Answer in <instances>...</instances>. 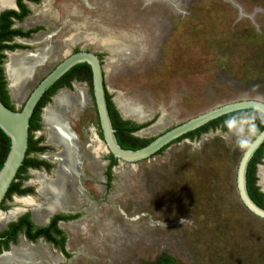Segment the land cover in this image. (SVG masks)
Instances as JSON below:
<instances>
[{
  "label": "rangeland",
  "instance_id": "obj_1",
  "mask_svg": "<svg viewBox=\"0 0 264 264\" xmlns=\"http://www.w3.org/2000/svg\"><path fill=\"white\" fill-rule=\"evenodd\" d=\"M85 1L78 11L80 24L85 35L98 37V43L82 41V49L102 56L115 108L136 110V118H128L147 125L134 138L154 140L226 103L264 102V0ZM107 39L122 51L111 55L102 45ZM60 60L39 70L19 101L8 95L13 110L21 109ZM77 88L83 90L85 103L72 110L66 122L79 148L77 181L72 178L78 183L72 205L79 203V225L60 229L66 236V255L42 241L28 244L23 236L6 252L22 245L43 246L50 256L39 252L34 264H155L161 254L173 257L176 264H264V220L243 207L235 185L241 155L254 138L244 120L184 138L134 164L116 162L106 185L103 158L108 155L88 151L94 140L102 147L88 87L75 83L61 93L75 96ZM55 97L44 108L53 107ZM40 126L33 138L58 150L57 155L61 149L50 145L41 120ZM258 166L264 188V157ZM69 190L71 199L72 187ZM36 197L41 204L38 193ZM15 207L7 199L1 213ZM30 211L21 214L32 217ZM46 219L34 225H44Z\"/></svg>",
  "mask_w": 264,
  "mask_h": 264
},
{
  "label": "flooded vegetation",
  "instance_id": "obj_2",
  "mask_svg": "<svg viewBox=\"0 0 264 264\" xmlns=\"http://www.w3.org/2000/svg\"><path fill=\"white\" fill-rule=\"evenodd\" d=\"M82 2L84 5L87 4L85 0H0V70H1L0 71V84L3 83V90L6 91L8 95L9 93H8V90L6 89L7 83L9 84V81H7L8 80L7 66L9 64L10 56L21 54V55H26L30 57H35V55L39 53L40 51L49 49L48 55L46 56V58L43 59L40 63H37L36 67L38 68V71L43 70L45 69L46 65H49L52 61H55L57 57H62V60H60L58 64L53 66L52 70H54L59 64H61L64 61V59L67 56H70L72 54L85 50V49H82V41L84 42L87 41V43H89L90 41V43L92 44L98 43L97 41L98 37L93 36V35H90L91 38L89 39L79 38L74 41H72L71 39V37H73L74 35L87 34L83 32L84 31L83 29H85L84 23L80 24L81 20H79L81 19V15L78 11H79V7L81 6ZM85 51L95 53L99 57L101 64H102L103 62V60L101 59L102 56H100L98 53L94 51H90V50H85ZM52 70H49L48 72L50 73ZM47 75H45L42 79H44ZM75 76L69 75L65 77L64 80L61 82L62 84L61 87H58L56 92L51 96L50 100H52L54 96L57 97L62 91L70 90L72 88V85L75 83L77 84L85 83V81H80ZM68 81L71 85L70 89L65 86ZM85 84L87 85V83ZM75 87H78V86H74V88ZM90 96L92 100V94H90ZM43 109L44 107L40 109L41 113H39V120H41V124H42L43 113L45 110ZM108 114H109V111H108ZM243 120L247 123V127H248V120L246 119H240L237 122L243 121ZM39 125H40V121H39ZM40 128L32 129V131L30 132L31 136L34 133L38 132ZM135 133H133L132 135H134ZM98 138L101 143V141L103 140L101 132H99ZM31 141H32V144L28 143L24 161L16 177L17 179L16 180L14 179L13 184L15 186L12 188L10 199L13 201L14 206H17L14 209H21L22 210L21 213L29 209L31 210L30 213L32 212V217L28 213H25V214L20 213L19 215L16 216L17 218L15 217L16 219L14 218L15 220L11 222L10 224H17L19 223V220L21 218L26 217V216H28L29 220L33 224L34 223L40 224L41 221L45 217L49 216V215H46L42 217V219H39V221H36L34 218V214H33L34 208L43 204V199H42L41 204L36 203L37 202L36 193H38L36 192V187H37L36 180L39 175L44 176L45 178H48L51 172L54 171L53 165L56 164L57 167H56V170L54 171L53 177L48 178V179L54 178L53 180H55V174L58 171L57 169H59L58 167L59 161L55 159V156H57L60 153L59 152L56 155V153L58 152L57 149H59L60 147L59 148L56 147V150H57L56 152V151L50 150V148L46 146L44 144V141L39 137L33 138L32 136ZM50 145H54V144L51 143ZM76 151L78 152L77 148H76ZM52 157H54V159ZM77 157L78 159L76 163V168L78 167V164H79V154L77 155ZM103 161L106 162L105 178H106V185H107L109 183L108 181L109 155L106 158H103ZM75 169L73 171H75ZM77 170L74 172L76 181H77V178H76ZM66 177H67V193H68V203L69 204L63 205V207L53 212L54 214L50 216L48 219H46V221L44 222V225L37 226L39 228H49L50 233L53 235V237H55L58 240L60 239V237L55 235L53 229L56 228L60 230V229H63L62 226H65L64 229L67 226V229H68V226L70 224H75V226L77 224L79 225L78 220L81 217L79 211L76 210L79 206V203L77 204L74 203L75 207L72 205L73 201L76 199V197H78L76 195L77 194L76 186H78V183H76L74 179L70 178L69 172L67 173ZM256 177H257V171H256ZM259 179H260L259 184L261 186V189H264L261 184L260 175H259ZM32 181L34 184L31 183ZM256 186L259 188L258 181L256 183ZM70 187H72L71 199H70L71 190H69ZM261 189H259L260 192H262ZM37 191H38V187H37ZM6 200L7 199H5V201ZM5 201L3 200V202ZM21 201H28L30 205L23 206L20 204ZM1 210L2 208H0V212ZM58 217L59 219H57ZM10 224H8L3 231H8L9 230L8 226ZM60 231L65 236L64 232L62 230ZM19 236H23L25 239V242L28 244H35L38 241H42L48 246H50L53 250H57L60 253H62L60 248L54 242L48 241L44 236H40L35 241H32L30 239H27V237L22 232H20L18 233L17 239L15 242L9 241L7 243H4L7 240V237H0L1 239L0 242H2L0 244V254L3 252H6L10 246H16ZM65 245H66V236H65ZM34 248H38V247L35 246ZM23 261H30V260L23 259ZM31 262L32 264L35 263V261H30V263ZM36 264L38 263L36 262Z\"/></svg>",
  "mask_w": 264,
  "mask_h": 264
},
{
  "label": "water",
  "instance_id": "obj_3",
  "mask_svg": "<svg viewBox=\"0 0 264 264\" xmlns=\"http://www.w3.org/2000/svg\"><path fill=\"white\" fill-rule=\"evenodd\" d=\"M79 64H87L90 68L92 102L96 110L99 128L102 134L103 140L101 141V144L105 148L106 154L112 156V158L118 163L134 164L145 160L150 156L156 154L164 146L177 140L178 138L201 128L202 126L208 124L213 120H216L225 115H229L231 113L254 110L261 113L264 117V102L262 100L243 99L234 101L214 107L213 109H210L203 114H200L184 122L183 124L174 127L173 129L158 136L141 149L134 151L124 150L117 143L115 130L112 127L111 120L108 114L105 97L107 92V88L105 85V72L101 61L95 53L83 50L67 56L61 64H59L44 79H42L30 92L20 110H10L0 101V131L10 140L8 154L0 169V205L2 204L10 185L14 181L16 174L24 161L28 146L29 120L37 103L39 102L43 94L58 79H60L72 67ZM37 71V67L32 68L30 77L23 84L24 87H26L34 79ZM6 89L9 92L8 83ZM116 110L124 121H131L136 123L137 125L141 124V122H135L134 120L124 117L118 110L117 106ZM263 144L264 129L250 141L248 146L243 151L236 170L235 185L238 198L243 207L252 215L264 220V210L258 207L251 200L246 188V173L248 163L250 162L254 153ZM76 148L79 149L78 147ZM259 170L260 167L258 166L257 178H259ZM261 191L264 193V189H261ZM50 216H47V218H49ZM6 253L8 252H3L0 254V256Z\"/></svg>",
  "mask_w": 264,
  "mask_h": 264
},
{
  "label": "bare ground",
  "instance_id": "obj_4",
  "mask_svg": "<svg viewBox=\"0 0 264 264\" xmlns=\"http://www.w3.org/2000/svg\"><path fill=\"white\" fill-rule=\"evenodd\" d=\"M79 38L89 39L91 38V36L79 34L71 37L72 41ZM102 45L103 48L105 50H108L111 55H114L112 52L116 51L117 53H120L122 51L121 46L117 43H114L113 41H110V39L103 41ZM48 51L49 49L40 51L35 55V57H30L21 54L10 56L9 64L7 66V74L8 81H10L9 92L11 97H13L15 101H19V99L22 97L24 90L23 84L30 77L32 73V68L34 66L36 67L37 63H40L43 59L46 58V56L48 55ZM82 103H85L84 92L83 90L77 88V93L75 96H71L66 93H61L55 98L54 106L50 108L47 107L44 110L42 123L43 127L45 126L44 128H46L48 131V140L50 143L59 146L62 150L57 156H55V159L59 161V169L55 174V180H47L46 178H44V176L40 175L37 177L36 182L38 187V193L43 199V204L35 207L33 210L34 218L36 221H39V219H42V217L46 215H50L54 211L63 207V205L68 204L66 175L69 171L70 178H73L74 172L72 171L76 168V163L78 159L77 155L79 153L76 151V139L74 138L73 134L67 126L66 117L72 110L82 106ZM121 110L123 114L121 112L120 113L124 117L126 116V118H136L137 116L136 110ZM102 147L96 141H94L93 145L88 149V151L93 156L97 155L98 153H102V150H104L106 153L105 148L103 147L102 149ZM52 158L54 159V157ZM261 169L259 172L260 174ZM20 204L23 206L30 205L28 201H21ZM21 211V209H14L8 213L0 212V227H2L3 224H5L6 222H9L14 219L17 215L21 213ZM10 253L4 254L5 256L2 255V257L0 256V264H10V262H12L13 260L23 261V259H29L30 261H32V259L36 258L40 254L43 257L50 256L44 247L34 248L28 247L26 245H22L20 248L15 249Z\"/></svg>",
  "mask_w": 264,
  "mask_h": 264
},
{
  "label": "trees",
  "instance_id": "obj_5",
  "mask_svg": "<svg viewBox=\"0 0 264 264\" xmlns=\"http://www.w3.org/2000/svg\"><path fill=\"white\" fill-rule=\"evenodd\" d=\"M1 71V70H0ZM69 75H76L75 77L80 81H85L88 85L89 94H92L91 91V72L90 68L87 64H79L71 68L60 80H58L40 99L38 104L36 105L33 114L29 120V129H28V143L32 144L31 141V134L30 132L32 129H39V113L40 109H42L49 101L51 96L56 92L58 87H61V82L64 80L65 77ZM79 75V77H78ZM69 89L71 88V85L69 81L65 85ZM106 102H107V108L109 111V117L111 120V124L113 129L115 130V137L117 140V143L119 146L124 150H138L146 145H148L151 141L150 140H139L137 138H134L132 136L133 133L143 129L147 125H137L135 123H132L130 121H124L118 114L114 104L111 101L110 96L106 92ZM0 101L3 103L4 106L9 108L10 110H13V107L10 105V99L6 91L3 90V83L0 84ZM240 119H246L248 120V127L250 129L254 130V137H256L263 129H264V117L261 113L254 110H246V111H240L231 113L229 115H225L223 117H220L216 120H213L209 122L208 124L202 126L201 128L190 132L177 140L169 143L168 145L164 146L162 149H160L156 154L160 153L164 149H166L171 144L182 140L184 138H192L194 136H200L202 133L207 132L210 128L215 129L219 128L221 130H224L225 123L226 122H236ZM98 121V119H97ZM32 125V126H31ZM99 125V122H98ZM10 147V140L0 131V169L3 165V162L5 161V158L8 154ZM155 155V154H154ZM264 157V144L254 153L253 157L251 158L250 162L247 166V173H246V188L249 197L251 200L261 209L264 210V193L260 192L259 188L256 186L257 183V177H256V171H257V165L262 162V159ZM116 165V160L112 158V156L109 155V171H108V181L111 180V169L113 166ZM20 170V168H19ZM19 170L17 174L19 173ZM16 174V177H17ZM15 177V180L17 179ZM14 181L10 185L8 192L4 198L10 199V195L12 192V188L15 186ZM2 205L0 206V208ZM59 219V217L57 218ZM55 223V221H54ZM8 231H2L0 232V237H7V240L4 243H7L9 241L15 242L17 239L18 233L22 232L27 239H30L32 241H35L38 237L44 236L48 241L54 242L61 250L63 254H65V236L59 229H53L56 236H59L60 239H56L53 237V235L50 233L49 228H39L36 227L28 218V216L23 217L19 220V223L17 224H10L8 226ZM34 230V231H33ZM33 232V233H32ZM2 242H0L1 244ZM6 245V244H5ZM66 255V254H65ZM155 264H176V261L173 257L161 254L155 261Z\"/></svg>",
  "mask_w": 264,
  "mask_h": 264
},
{
  "label": "clouds",
  "instance_id": "obj_6",
  "mask_svg": "<svg viewBox=\"0 0 264 264\" xmlns=\"http://www.w3.org/2000/svg\"><path fill=\"white\" fill-rule=\"evenodd\" d=\"M181 223H182V220H181Z\"/></svg>",
  "mask_w": 264,
  "mask_h": 264
}]
</instances>
